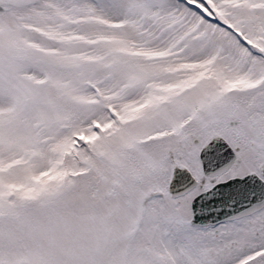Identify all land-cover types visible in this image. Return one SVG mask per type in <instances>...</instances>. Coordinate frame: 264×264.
Segmentation results:
<instances>
[{
	"label": "snow or ice",
	"instance_id": "6c2138e0",
	"mask_svg": "<svg viewBox=\"0 0 264 264\" xmlns=\"http://www.w3.org/2000/svg\"><path fill=\"white\" fill-rule=\"evenodd\" d=\"M0 264H264V0H0Z\"/></svg>",
	"mask_w": 264,
	"mask_h": 264
},
{
	"label": "water",
	"instance_id": "95a60500",
	"mask_svg": "<svg viewBox=\"0 0 264 264\" xmlns=\"http://www.w3.org/2000/svg\"><path fill=\"white\" fill-rule=\"evenodd\" d=\"M225 191L227 192L228 190L226 189Z\"/></svg>",
	"mask_w": 264,
	"mask_h": 264
}]
</instances>
